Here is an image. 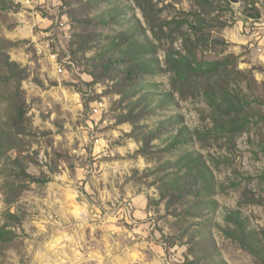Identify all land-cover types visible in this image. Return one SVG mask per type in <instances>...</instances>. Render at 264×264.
Listing matches in <instances>:
<instances>
[{
  "label": "rangeland",
  "instance_id": "374dc122",
  "mask_svg": "<svg viewBox=\"0 0 264 264\" xmlns=\"http://www.w3.org/2000/svg\"><path fill=\"white\" fill-rule=\"evenodd\" d=\"M112 1L0 4V52L27 73L18 83L0 64V225L14 232L0 264H261L219 224L239 208L264 243V121L217 134L201 86L181 94L165 60L187 54L201 21L198 58L228 57L247 110H263L264 0ZM134 29L156 73H128L109 51ZM187 152L212 190L186 179ZM244 189L261 204H240Z\"/></svg>",
  "mask_w": 264,
  "mask_h": 264
},
{
  "label": "trees",
  "instance_id": "16d2710c",
  "mask_svg": "<svg viewBox=\"0 0 264 264\" xmlns=\"http://www.w3.org/2000/svg\"><path fill=\"white\" fill-rule=\"evenodd\" d=\"M90 1L113 4L112 0ZM115 1L116 3L114 4L116 5L121 3L120 0ZM196 1L200 7H206L211 3L209 0ZM6 3L7 0H0L2 6H6ZM123 6L125 7V5ZM104 10L111 13V17L117 16V7L115 9ZM201 24V21L197 20V24L191 26V34L196 35L195 40L191 34L184 35V47L187 54L183 55L178 51L176 52L177 56L175 53H167L165 61L168 69L173 73L171 84L181 94L191 89H195V92H197L196 88L201 86L203 89L201 93L211 108L214 131L217 134L231 137L240 131L246 130L252 125H257L260 121H264V109H254L256 114L251 111L252 109L247 110L249 108H247V106H249L247 100L245 97H242L243 99L240 97V93L237 87H235L237 86L235 84L238 82L231 79V74L235 71L228 57L212 60L198 58L197 51L201 36L199 35ZM138 33L136 29L129 33L121 32L118 34L120 48L115 49L117 48V43L109 51L118 52L117 54H119V57L124 58L125 62H127L126 67L128 69L126 71L128 73H133L135 76L156 73L157 65L151 62L153 61L152 58L146 57V54L152 53V50L148 49V45L140 43L139 39L136 37ZM0 64L7 69L9 75L13 76L18 83L27 76L26 70L20 67L16 62L9 60V56L4 52H0ZM240 74L243 78H246L244 74ZM11 106L14 110L13 120L16 119L20 122L16 125V129L19 131V127L23 128L24 126L21 122L26 113L21 95L16 94V97H14L11 102ZM253 116L256 117L252 119ZM197 135H199V132H197ZM178 136L180 137L179 140L182 142L190 140V137L186 139L187 136L184 128L179 129ZM187 154L189 155L184 162L186 168L184 173L186 179L192 180L196 194L201 195L207 190H212L214 177L211 169L206 166L201 156H195L193 152H187ZM260 179L264 180V172L261 173ZM184 188H186L185 185ZM176 190H180V187H177ZM181 193L180 191V194ZM239 203L261 204V199L255 197L253 194H249L248 190L244 189ZM6 217L19 223V218L14 213L8 212ZM224 221V226L219 224L222 233L226 237L236 241L242 248L249 251L258 259L261 264H264L263 240L260 239L258 232L252 227L249 219L243 215L242 211L239 208L228 210L225 212ZM13 234L14 232L12 229L7 228L5 223L0 225V243L10 240Z\"/></svg>",
  "mask_w": 264,
  "mask_h": 264
},
{
  "label": "water",
  "instance_id": "95a60500",
  "mask_svg": "<svg viewBox=\"0 0 264 264\" xmlns=\"http://www.w3.org/2000/svg\"><path fill=\"white\" fill-rule=\"evenodd\" d=\"M229 1L232 2V3L238 2V0H229Z\"/></svg>",
  "mask_w": 264,
  "mask_h": 264
},
{
  "label": "built area",
  "instance_id": "2783aa9c",
  "mask_svg": "<svg viewBox=\"0 0 264 264\" xmlns=\"http://www.w3.org/2000/svg\"><path fill=\"white\" fill-rule=\"evenodd\" d=\"M94 111L96 112V111H97V109L95 108V109H94Z\"/></svg>",
  "mask_w": 264,
  "mask_h": 264
}]
</instances>
